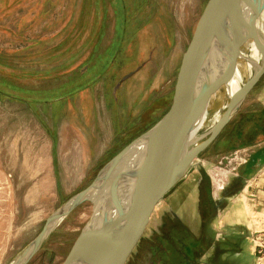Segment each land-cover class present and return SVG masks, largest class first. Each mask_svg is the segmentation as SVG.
Segmentation results:
<instances>
[{"label":"rangeland","instance_id":"obj_1","mask_svg":"<svg viewBox=\"0 0 264 264\" xmlns=\"http://www.w3.org/2000/svg\"><path fill=\"white\" fill-rule=\"evenodd\" d=\"M207 2L0 0V264H13L55 211L90 187L111 159L166 114L182 56ZM223 91L211 114L225 112ZM262 111L264 78L174 190L195 189L199 175L211 181L208 174L220 189L229 176L226 166L239 172V159L249 158L257 138L247 137L246 147L221 141L234 125L250 127L257 120L262 126ZM166 207L163 202L157 207L127 264L160 230ZM92 212L90 201L76 207L28 264H63ZM219 223L225 225L221 218Z\"/></svg>","mask_w":264,"mask_h":264},{"label":"water","instance_id":"obj_2","mask_svg":"<svg viewBox=\"0 0 264 264\" xmlns=\"http://www.w3.org/2000/svg\"><path fill=\"white\" fill-rule=\"evenodd\" d=\"M263 10L264 0H208L182 56L169 110L111 159L90 187L48 218L41 233L17 258L18 264H28L59 222L86 201L93 203L92 215L63 264H127L158 205L218 140L264 77L263 65L231 98L206 139L191 142L199 114L219 80L215 76L227 63L233 64L248 38L258 40L257 21ZM259 43L264 55V43ZM140 141L145 144L142 159L129 162L133 145ZM122 181L128 189L123 196ZM96 189L94 201L88 193Z\"/></svg>","mask_w":264,"mask_h":264},{"label":"crops","instance_id":"obj_3","mask_svg":"<svg viewBox=\"0 0 264 264\" xmlns=\"http://www.w3.org/2000/svg\"><path fill=\"white\" fill-rule=\"evenodd\" d=\"M86 59L90 61L89 58ZM247 117L245 116V118ZM259 117L264 119V112ZM242 118L244 117H241V120ZM252 123L250 127H243V124L234 125L230 133L228 132L221 141V144L227 146L231 140H237L243 144L241 147H246L248 146L246 144L247 137L253 136L252 138H257V142L253 144V153L249 155V158L247 157L245 160L239 159V162H241L238 164L241 168L239 172L236 167L232 168V172L227 168L230 165L226 166L224 170L225 177L228 174L229 176L224 179L220 189L216 184L215 176L208 174L213 183L214 195L217 198H220L219 190H221V219L225 222V225L223 224V227H221V234L223 235L221 239L232 237V243L235 245V264H264V254L259 253L258 247L254 242V237H258L264 243V140L258 141V139L264 137V121L262 126L257 120ZM226 128L221 133V138ZM240 149L236 151L237 155L240 154ZM210 161L209 158L205 160V163L210 164ZM221 165H223L222 162ZM83 179L77 177L75 180L82 181ZM219 181L221 183V179ZM195 196L196 189L188 190L183 188L179 191H171L161 201L168 207L163 209L159 216L160 230L156 231L161 242V250H163L156 258L158 263L179 264L180 262H187L164 252L168 247L167 231L164 230L165 222L167 220L172 221L174 217L182 220L185 224H194L196 222L195 206L193 204ZM249 218L252 219L254 224L251 225L249 223ZM221 260L225 261V259ZM138 262L146 263L145 259H139Z\"/></svg>","mask_w":264,"mask_h":264},{"label":"flooded vegetation","instance_id":"obj_4","mask_svg":"<svg viewBox=\"0 0 264 264\" xmlns=\"http://www.w3.org/2000/svg\"><path fill=\"white\" fill-rule=\"evenodd\" d=\"M195 186V228L177 217L172 221L167 220L165 228L169 224L170 227L167 230L168 247L164 252L187 261L179 264H235V245L232 243V237L221 239V194L220 198L214 195L210 179L203 175L198 176ZM142 246L141 253L134 259L133 264H160L156 258L163 250L157 234L150 240L146 239ZM149 247L151 252L148 251ZM139 259H145L146 263H139Z\"/></svg>","mask_w":264,"mask_h":264},{"label":"bare ground","instance_id":"obj_5","mask_svg":"<svg viewBox=\"0 0 264 264\" xmlns=\"http://www.w3.org/2000/svg\"><path fill=\"white\" fill-rule=\"evenodd\" d=\"M257 35L258 40L254 38H248L241 46L239 54L234 60L233 64L227 63L215 76V79L218 78L219 80L210 98L207 100L199 114L191 135L192 143H196L197 140L205 133L204 131L208 129L211 130L213 126L221 120L224 113L219 111L215 114H211L210 107L216 98L223 97V90H225V94L228 97V105L231 101V98L239 93L241 89H243L249 77L255 75L264 65V55L259 43V41L264 43V10L257 21ZM132 149L131 159L129 162H140L139 159H142L143 157L145 144L141 141L137 142L133 145ZM104 177L106 176L103 175L100 178L98 186L101 184ZM119 188L121 191V196H123V193L128 192V189L123 181L121 182ZM97 192L98 190L96 189L95 193H88V196H91V198L95 201ZM110 206L111 203H109V208ZM111 207L113 208V205ZM16 261L17 259L14 260L13 264H18Z\"/></svg>","mask_w":264,"mask_h":264},{"label":"built area","instance_id":"obj_6","mask_svg":"<svg viewBox=\"0 0 264 264\" xmlns=\"http://www.w3.org/2000/svg\"><path fill=\"white\" fill-rule=\"evenodd\" d=\"M254 242H255V244L257 245V247H258V251H259V253L260 254H264V243H263V241H256V240H254Z\"/></svg>","mask_w":264,"mask_h":264}]
</instances>
